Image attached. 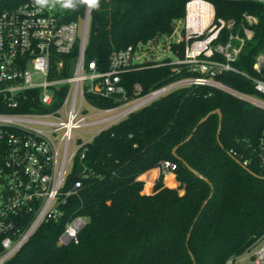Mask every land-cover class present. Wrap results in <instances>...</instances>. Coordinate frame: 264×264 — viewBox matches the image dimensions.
I'll return each mask as SVG.
<instances>
[{"label": "trees", "instance_id": "obj_1", "mask_svg": "<svg viewBox=\"0 0 264 264\" xmlns=\"http://www.w3.org/2000/svg\"><path fill=\"white\" fill-rule=\"evenodd\" d=\"M26 1L31 0H0V12ZM189 1L99 0L98 8L90 7L86 60H95L98 69L105 70L114 51L171 35L176 22L185 18ZM206 1L213 4L216 20L234 21L218 41L237 32L245 14L257 17L252 38L232 65L258 75L253 65L264 52V3ZM55 2L65 22L83 18L88 6L83 0H72L70 7L64 6L65 0ZM184 47V41L173 43L174 55L181 58ZM78 49L77 43L70 55H62L67 58L63 75L69 74ZM214 58L224 60L218 53ZM167 61L171 59L158 65L144 63L123 74L129 98L135 97L136 83L148 93L200 75L186 67L175 71L177 65L162 64ZM215 79L264 99L240 72L227 70ZM64 92L65 88L61 95ZM86 98L101 109L121 103L92 92ZM215 109L222 113L220 129ZM263 132L264 108L217 87L190 84L168 91L89 141L84 158H76L66 178L65 189L81 181L78 194L63 205L59 220L43 223L4 264H226L235 260L264 236V168L258 156ZM228 152L247 162V168ZM165 161L176 165L169 167L166 176ZM157 169L160 173L153 183ZM77 214L88 218L79 243L59 244L66 222Z\"/></svg>", "mask_w": 264, "mask_h": 264}, {"label": "built area", "instance_id": "obj_2", "mask_svg": "<svg viewBox=\"0 0 264 264\" xmlns=\"http://www.w3.org/2000/svg\"><path fill=\"white\" fill-rule=\"evenodd\" d=\"M193 1L212 5V19L206 26L202 15H190L189 5ZM244 18L246 24L242 23L237 32H230L224 42L218 41L223 29H232L234 21L216 20L209 1L190 0L186 5L184 32L176 40L185 42L183 56L176 57L174 63L162 64L177 65L173 70L186 67L200 75L182 78L148 93H143V86L136 83L135 97L129 98L122 75L146 63L147 52L140 48L146 44L114 51L108 68L98 69L95 60L85 58L89 5L83 18L70 22L63 21L55 0H46L44 4L26 1L0 12V264L11 259L43 223L61 218L63 205L81 187V181L76 180L65 189L76 158H84L89 141L108 125L168 91L190 84L214 86L264 108L263 98L215 79L227 70L240 72L253 82L257 92L264 94V52L258 54L253 65L258 75L246 74L232 65L246 40L253 36L251 26L258 22L251 14H245ZM77 43L74 64L69 74L63 75L67 58L62 55H70ZM169 51L174 54L171 46ZM216 53L224 60L214 58ZM157 62L160 61L155 65ZM88 92L113 97L121 103L113 108H97L89 104ZM90 109L93 114L114 113L90 120ZM114 117L119 118L106 123ZM90 126L99 128L86 140L77 137L76 130ZM258 156L264 168V132ZM169 167L174 169L176 165L165 161L162 165L165 176ZM87 222L84 215L71 216L58 243H79V234ZM249 251L250 264H264V236ZM233 261L230 259L229 263Z\"/></svg>", "mask_w": 264, "mask_h": 264}, {"label": "rangeland", "instance_id": "obj_3", "mask_svg": "<svg viewBox=\"0 0 264 264\" xmlns=\"http://www.w3.org/2000/svg\"><path fill=\"white\" fill-rule=\"evenodd\" d=\"M225 21H231V20H225ZM184 19L178 20L174 26V30L171 35L169 36H163L161 38H156L152 42H147L146 45H141V51L147 52V56L144 58L146 63L156 62V61H163L168 58L171 59V61L174 63L176 62L177 58L174 54H171L169 51V46L172 48V42H176V40L179 38L180 34L184 32ZM258 56V55H257ZM182 67H178L177 70L179 71ZM94 110L90 109L89 119H95L101 116H109L113 114L114 112L106 113V114H93ZM119 117L110 118L108 122L116 121ZM98 126H90L88 128H84L83 131L76 130L77 137L81 138L82 140H86L88 137L90 138L93 133L98 130ZM253 251V249L251 250ZM251 251L247 250L244 254L240 255L236 259V264H248L250 263L249 260V254L251 255ZM229 264V263H227Z\"/></svg>", "mask_w": 264, "mask_h": 264}, {"label": "bare ground", "instance_id": "obj_4", "mask_svg": "<svg viewBox=\"0 0 264 264\" xmlns=\"http://www.w3.org/2000/svg\"><path fill=\"white\" fill-rule=\"evenodd\" d=\"M190 15H202L203 17V26L209 24L213 15V7L210 3L204 1H193L189 5Z\"/></svg>", "mask_w": 264, "mask_h": 264}, {"label": "water", "instance_id": "obj_5", "mask_svg": "<svg viewBox=\"0 0 264 264\" xmlns=\"http://www.w3.org/2000/svg\"><path fill=\"white\" fill-rule=\"evenodd\" d=\"M214 113H217L218 115H219V120H220V122H219V129H220V127H221V122H222V113H221V110L220 109H215L214 110ZM207 117L208 116H205V117H203L200 121H199V123L198 124H201L202 122H204L206 119H207ZM197 129V127H195L194 128V131ZM191 137V135L186 139V141L189 139ZM175 150H176V147L174 148V150H173V152H175ZM229 153V155H231L233 158H235L232 154H231V152H228ZM236 159V161L239 163V164H241V166H243L244 168H247V166H246V164H244V163H242L240 160H238L237 158H235ZM198 176H200L201 177V174L200 173H196ZM206 202H204V204H205ZM190 235V234H189ZM189 235H188V238H189ZM193 260H194V258H193Z\"/></svg>", "mask_w": 264, "mask_h": 264}, {"label": "clouds", "instance_id": "obj_6", "mask_svg": "<svg viewBox=\"0 0 264 264\" xmlns=\"http://www.w3.org/2000/svg\"><path fill=\"white\" fill-rule=\"evenodd\" d=\"M38 4L46 3V0H36ZM84 3L88 4L90 7H99V0H83ZM72 4V0H65L64 6L70 7Z\"/></svg>", "mask_w": 264, "mask_h": 264}, {"label": "crops", "instance_id": "obj_7", "mask_svg": "<svg viewBox=\"0 0 264 264\" xmlns=\"http://www.w3.org/2000/svg\"><path fill=\"white\" fill-rule=\"evenodd\" d=\"M159 173H160V170L157 169L156 172H155V174H154V177H153V183H154V181L156 180V178L159 176ZM153 183H152V185H153ZM250 256H251V255L249 254V260H250ZM237 258H238V257H237ZM237 258H236V259H237ZM236 259L232 262L233 264H236ZM229 261H230V260H229ZM229 261H228L227 263H229ZM250 262H251V260H250ZM227 263H226V264H227ZM232 263H231V264H232ZM229 264H230V263H229ZM248 264H250V263H248Z\"/></svg>", "mask_w": 264, "mask_h": 264}]
</instances>
